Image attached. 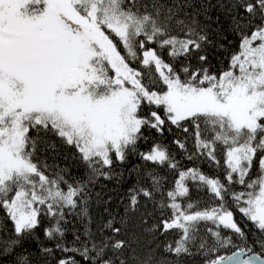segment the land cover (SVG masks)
<instances>
[{
	"label": "snow or ice",
	"instance_id": "obj_1",
	"mask_svg": "<svg viewBox=\"0 0 264 264\" xmlns=\"http://www.w3.org/2000/svg\"><path fill=\"white\" fill-rule=\"evenodd\" d=\"M0 264H264V0H0Z\"/></svg>",
	"mask_w": 264,
	"mask_h": 264
}]
</instances>
